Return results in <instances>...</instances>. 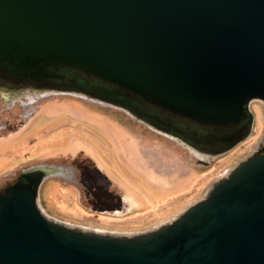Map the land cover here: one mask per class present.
I'll list each match as a JSON object with an SVG mask.
<instances>
[{"label": "water", "instance_id": "95a60500", "mask_svg": "<svg viewBox=\"0 0 264 264\" xmlns=\"http://www.w3.org/2000/svg\"><path fill=\"white\" fill-rule=\"evenodd\" d=\"M0 73L98 86L218 156L250 134V102L264 104V0H0ZM19 177L0 190V264H264V145L135 234L50 218L43 166Z\"/></svg>", "mask_w": 264, "mask_h": 264}, {"label": "rangeland", "instance_id": "374dc122", "mask_svg": "<svg viewBox=\"0 0 264 264\" xmlns=\"http://www.w3.org/2000/svg\"><path fill=\"white\" fill-rule=\"evenodd\" d=\"M14 110L0 112V124L14 123L0 131V190L39 165L73 167L82 185L51 179L37 205L50 218L90 230L132 234L168 223L264 145V104L257 100L249 104L250 134L218 156L157 132L125 109L78 95L37 100L18 122ZM173 174L182 181L177 190ZM159 178L176 191L162 193Z\"/></svg>", "mask_w": 264, "mask_h": 264}, {"label": "flooded vegetation", "instance_id": "af4514ba", "mask_svg": "<svg viewBox=\"0 0 264 264\" xmlns=\"http://www.w3.org/2000/svg\"><path fill=\"white\" fill-rule=\"evenodd\" d=\"M63 94L78 95L83 97L84 99L96 100L102 103H107L120 107L128 111L130 114L134 115L139 121L155 129L157 132L163 133L164 135H167L172 139H178L184 143H187L188 145H191L187 142V140H185V138L182 137V130L181 128L177 127L176 124H173L171 129H167L161 121L149 119L148 117H146V113L144 112H140L139 114L135 115L131 112L133 108L131 105H127L125 102H123L122 99H112L110 96L104 93L98 86L81 82L79 83L77 81L72 80H61L57 77H50L37 81H29L25 78L7 76L3 73H0V112L5 110L13 111L14 109H16L14 111L17 112V122L19 119H27L30 117V108L35 101ZM94 120L97 122H101L97 117H94ZM13 125L14 123L0 124V131L8 130ZM113 131H116L119 134V131H117L116 129H114ZM120 135L121 137L123 136L122 134H119V136ZM42 166L43 177L37 190V194L39 193L40 187H45L48 181L54 178L64 180L68 183L75 184L77 186L82 185L76 178L73 167H66L64 169L48 166L47 164H44ZM19 174L13 177V179H11V181L8 182L7 185L23 183L22 179L19 177ZM177 181V179H174L170 183L172 184L171 186H173V188L177 187L176 190L179 189L181 186L180 184H182L181 180L178 182ZM157 182L160 185V190L162 191V193L169 191L171 192V189L168 190L169 187L168 182L166 180L159 178L157 179ZM165 185H167V187H165ZM175 191L172 190L171 193ZM142 207L143 206L141 204L140 208ZM114 214L117 215L118 212H115Z\"/></svg>", "mask_w": 264, "mask_h": 264}, {"label": "bare ground", "instance_id": "6f19581e", "mask_svg": "<svg viewBox=\"0 0 264 264\" xmlns=\"http://www.w3.org/2000/svg\"><path fill=\"white\" fill-rule=\"evenodd\" d=\"M228 172V171H227ZM174 175V178H172L173 180L175 179H179V178H177V176L175 175V174H173ZM183 211V210H182ZM182 211H180V212H178L172 219H174L178 214H180ZM62 223H64V222H62ZM166 223V221H160L156 226H154L153 228H151V229H154V228H156V227H159V226H161V225H163V224H165ZM169 223V222H168ZM64 224H66V225H69V226H73L74 227V225H70V224H67V223H64ZM75 227H78V228H81V229H85V228H82V227H79V226H75ZM85 230H89V231H93V232H96V233H112V234H122V233H116V232H105V231H98V230H90V229H85ZM137 233H139V232H137ZM132 234H135V233H132Z\"/></svg>", "mask_w": 264, "mask_h": 264}, {"label": "trees", "instance_id": "16d2710c", "mask_svg": "<svg viewBox=\"0 0 264 264\" xmlns=\"http://www.w3.org/2000/svg\"><path fill=\"white\" fill-rule=\"evenodd\" d=\"M203 134H207V132H204ZM212 144L218 145V143H216V141L214 142L213 140L210 141ZM222 148H224V146H222Z\"/></svg>", "mask_w": 264, "mask_h": 264}]
</instances>
